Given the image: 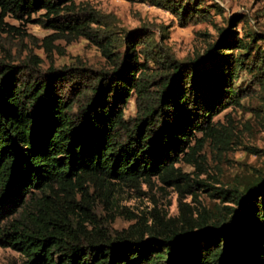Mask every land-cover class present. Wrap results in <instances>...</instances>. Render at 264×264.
Listing matches in <instances>:
<instances>
[{
  "label": "trees",
  "instance_id": "trees-1",
  "mask_svg": "<svg viewBox=\"0 0 264 264\" xmlns=\"http://www.w3.org/2000/svg\"><path fill=\"white\" fill-rule=\"evenodd\" d=\"M127 1L164 9L181 26L223 12L204 0ZM7 15L52 30L46 48L60 36L89 39L111 66L39 73L0 63V247L22 264H264V173L228 187L198 176L208 173L206 146L221 155L232 143L214 117L256 94L264 105V33L245 14L224 18L215 40L185 59L143 28L115 36L76 0H0V31L30 36ZM132 97L136 113L126 119ZM152 177L177 189V214L133 212L114 231L95 215L98 200L113 210L118 190L140 192ZM200 193L219 205L201 204Z\"/></svg>",
  "mask_w": 264,
  "mask_h": 264
},
{
  "label": "rangeland",
  "instance_id": "rangeland-1",
  "mask_svg": "<svg viewBox=\"0 0 264 264\" xmlns=\"http://www.w3.org/2000/svg\"><path fill=\"white\" fill-rule=\"evenodd\" d=\"M207 5L218 4L222 14H213L211 22H199L186 26L179 25L170 12L146 3L129 2L127 0H76L80 6L86 5L101 15V20L108 23L115 36L121 38L125 31L136 28L145 29L146 33L160 42L164 48L178 59H185L203 49L215 40L216 26L224 23V18L242 13L248 18L247 26L264 33V0H204ZM212 11V9L210 10ZM213 12V11H212ZM5 22L21 27L30 36L6 34L0 31V63L18 66L27 72H47L50 67H86L91 70H107L111 66L109 60L89 39L79 37L69 41L66 37H57L51 48H46L41 39L53 32L37 23L22 25L20 20L7 15ZM161 36H165L162 39ZM121 52V49H120ZM28 74V73H27ZM24 72V77L28 76ZM247 78L241 74L238 83ZM259 94L242 101V106H229L214 117V121L229 127L233 131L230 149L218 155L209 146L205 147L206 168L208 173L198 174L199 178L217 184L218 179L224 186L245 185L254 181L264 173V154L249 153L247 147L255 146L264 149V105ZM136 107L133 97L128 101L124 116L131 119L135 116ZM176 166L188 173L196 175L198 169L193 165L179 162ZM152 186L142 183L140 192L133 188L122 187L116 194L117 205L112 210L109 205L98 200L94 213L111 230L126 228L132 220L131 213L148 212L153 207L161 209L168 215L177 214L179 193L173 186L152 177ZM217 186H219L217 184ZM201 204L213 208L219 205L218 199H211L200 193ZM184 201L193 204L191 194H186ZM117 210L121 212L117 213ZM114 211V212H113ZM24 258L8 247H0V264H22Z\"/></svg>",
  "mask_w": 264,
  "mask_h": 264
}]
</instances>
